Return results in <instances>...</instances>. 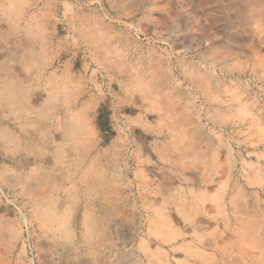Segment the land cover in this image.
Segmentation results:
<instances>
[{
	"label": "rangeland",
	"instance_id": "rangeland-1",
	"mask_svg": "<svg viewBox=\"0 0 264 264\" xmlns=\"http://www.w3.org/2000/svg\"><path fill=\"white\" fill-rule=\"evenodd\" d=\"M130 1L0 0V264H264V0Z\"/></svg>",
	"mask_w": 264,
	"mask_h": 264
},
{
	"label": "bare ground",
	"instance_id": "bare-ground-1",
	"mask_svg": "<svg viewBox=\"0 0 264 264\" xmlns=\"http://www.w3.org/2000/svg\"><path fill=\"white\" fill-rule=\"evenodd\" d=\"M123 2H133V1H130V0H121ZM216 0H191L190 4L193 6V13L194 14H203L204 13V16L207 15V13L209 14V10L210 8H208V6L210 7V5H213L215 3ZM225 3L227 4V6L229 8H231L232 10L235 9L237 7L236 5V2L235 1H232V0H224ZM140 2V1H139ZM138 2V3H139ZM143 2V1H142ZM134 4V3H133ZM138 5V4H137ZM241 6V5H240ZM239 8V7H238ZM237 11V10H236ZM202 15V19L203 21H211V19L209 18V16L207 17H204ZM212 23V22H211ZM39 136V135H38Z\"/></svg>",
	"mask_w": 264,
	"mask_h": 264
}]
</instances>
